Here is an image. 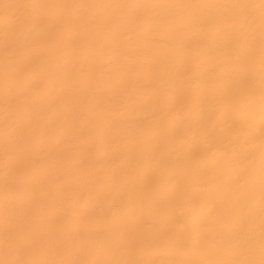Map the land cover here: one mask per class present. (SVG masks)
<instances>
[{"label": "bare ground", "instance_id": "1", "mask_svg": "<svg viewBox=\"0 0 264 264\" xmlns=\"http://www.w3.org/2000/svg\"><path fill=\"white\" fill-rule=\"evenodd\" d=\"M0 264H264V0H0Z\"/></svg>", "mask_w": 264, "mask_h": 264}]
</instances>
